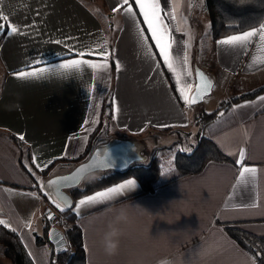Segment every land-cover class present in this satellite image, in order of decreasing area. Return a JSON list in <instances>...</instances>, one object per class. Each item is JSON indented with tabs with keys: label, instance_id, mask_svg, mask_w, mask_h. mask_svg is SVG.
Instances as JSON below:
<instances>
[{
	"label": "crops",
	"instance_id": "crops-1",
	"mask_svg": "<svg viewBox=\"0 0 264 264\" xmlns=\"http://www.w3.org/2000/svg\"><path fill=\"white\" fill-rule=\"evenodd\" d=\"M119 2L0 0V10L9 16L0 29V219L9 229H15L35 264H48L50 253L46 244L35 242L36 225L43 233L46 207L43 213L39 211L44 203L47 205L35 186L39 187L41 179L64 171L59 161L48 176H43L51 163L75 159L84 152L110 93L113 115L105 140L147 142L152 140L149 135H160L159 139L165 140L185 133L192 135L197 130L193 118L199 114H192L179 99L172 74L151 41L139 10L133 3L135 17L122 11L114 13L112 9ZM186 3L161 0L167 13L175 8L176 19L168 20L177 41L174 55L179 52L182 56V42H188V23L183 20ZM8 23L15 24L19 33L10 34ZM140 29L149 38L152 57L145 55ZM217 41H212L215 62L210 68L214 73L210 74L213 85L219 83L226 92V99L247 93L237 91L231 95L232 83L239 78L243 82L257 79L252 89L264 85V79L260 80L264 75V48L258 37L253 39L245 59L249 45L233 49ZM102 48L113 53L106 72L93 73L84 66L80 73H52L41 79L24 80L14 75L27 64L35 68L56 66L69 59H81L76 55L78 51ZM187 52L190 65L191 52ZM83 59L98 62L96 56ZM116 61L121 65L119 70ZM260 97L264 92L234 104L204 129V136L231 158L232 164L208 163L200 173L146 194L141 193L135 180V188L82 206L78 213L75 205L86 196L76 200L73 213L82 234L85 264H155L164 255L171 256L176 264H255L227 235L225 226L264 237V101ZM163 129L174 132L159 133ZM159 139L156 144L164 145ZM241 149L245 151V166L257 169L255 179L249 177L248 184L237 183L240 166L236 161ZM37 163L46 167L40 170ZM252 203L258 207H242ZM120 208L127 210L128 220L122 225L117 252L109 256L99 245V238L115 215L113 210ZM28 224L30 227L25 226Z\"/></svg>",
	"mask_w": 264,
	"mask_h": 264
},
{
	"label": "trees",
	"instance_id": "trees-1",
	"mask_svg": "<svg viewBox=\"0 0 264 264\" xmlns=\"http://www.w3.org/2000/svg\"><path fill=\"white\" fill-rule=\"evenodd\" d=\"M204 3L209 17L212 41L238 34L251 27H259V24L264 22V0H204ZM252 46L253 42L249 45L243 59L249 54ZM263 92L264 86L221 102L213 112L195 115L193 123L197 129L194 134L196 143L192 144L188 151L178 150L177 141L168 145H159L152 149L145 162L134 164L125 172L107 171L88 175L78 188L69 191L73 204L80 198L116 185L125 179L136 180L141 193L146 194L184 177L198 174L208 163L232 164L231 158L224 155L210 139L204 136V129L215 121L220 113L234 104L254 99ZM112 115L110 93L103 102L99 123L89 135L84 152L75 159L54 161L45 168L42 175L48 176L52 167L59 161L63 163L61 168L66 171L87 160L98 144L103 140H109L104 139V134L108 123L112 120ZM165 132L173 133L174 131L170 129L159 131L161 134ZM187 135L189 133L184 134L185 137ZM159 137L160 135H149L148 138L159 139ZM25 171L31 175L27 168ZM35 189L42 193L37 185ZM43 197L47 204L42 215L43 233L42 236L35 237L36 244H46L51 255V264H85L82 234L77 225L78 218L73 213V206L68 211L59 210L58 215H53V223L56 222L57 227L61 228V234L66 242V251L55 254L49 240L48 230L51 225L46 214L47 210L51 211L49 208L55 207L44 195ZM225 232L252 257L255 264H264V237L249 234L234 226H225ZM0 255L8 259L11 264H35L19 235L4 224H0Z\"/></svg>",
	"mask_w": 264,
	"mask_h": 264
},
{
	"label": "snow or ice",
	"instance_id": "snow-or-ice-1",
	"mask_svg": "<svg viewBox=\"0 0 264 264\" xmlns=\"http://www.w3.org/2000/svg\"><path fill=\"white\" fill-rule=\"evenodd\" d=\"M133 3L135 7L139 10V15L143 17V24L147 26L146 31L150 33V39L154 42V46L158 49L159 56L162 58L164 65L167 67L168 71L172 74V77L175 81V89L179 93V99L183 103L191 108L193 105H196L198 102L202 101L205 97V94L209 92L212 87L211 81L205 77L199 69L195 70L196 81L192 82L191 77L193 76V70L189 65V57L187 49L189 44L187 41H183V55L181 56L179 52L174 55L173 46L177 43L175 40L172 29H170L168 20H175V8H173L172 13H167L165 8H162L161 0H120L118 5L112 9L115 12H123L127 16L135 17L137 13L133 9ZM0 21L5 23H0V29H3L6 23L9 21V16L6 15L2 10H0ZM10 34H18L19 29L15 24H7ZM144 29L139 30V35L143 46L147 49L145 55L152 57L151 48L148 47V37L144 35ZM179 31V29H177ZM258 37L259 45L264 48V22L259 24V27H251L249 30L238 32V34L228 35L225 38H222L217 41L218 45L229 46L230 48L236 49H246L248 45L252 44L253 39ZM77 56L81 59H69L64 63H61L56 66L49 67H40L35 68L32 64H27L25 67L18 69L14 75L18 79H41L46 74H72L80 73L83 71L84 66L88 69H91L93 73L97 71H107L109 68V58L113 53L107 48L95 49L89 51H78ZM85 56H96L98 57V62L83 59ZM264 63V61H261ZM39 64V61H36ZM115 67L117 70L120 69L121 65L119 61H116ZM261 101H264V97L259 98ZM117 113L119 108L116 109ZM221 116L223 113L220 114ZM87 123V121L85 122ZM96 123V121H93ZM185 127L187 125H184ZM20 140H24V136H19ZM233 153H229L232 155ZM245 160V151L243 149L238 152V159L236 163L240 166L238 173V184H248L249 177L253 180L256 177L257 169L255 167H247L244 164ZM33 162H36V157H33ZM102 166L107 167L108 165L103 164ZM36 167L40 170H43L46 165L42 166L36 164ZM88 167H95L93 165L81 166L76 170L75 173L69 176L57 177L51 179L44 185L46 189H54L57 196L59 195V186L62 181L65 182H74L79 176L84 173ZM167 170H165L166 172ZM164 173H162L163 175ZM136 187V181L134 179L125 180L121 184H117L113 187H108L103 191H98L93 195H88L85 198L79 200L75 205V209L78 213L79 209L82 206L90 205L93 203H98L104 200H109L114 196L122 194L125 190L133 189ZM46 195L52 199V202L55 204L61 212H64L65 209L55 197H53L52 192H46ZM65 203H69L66 198H64ZM245 208H256L257 204L252 203L249 205H243ZM48 219H52L51 213H48ZM0 224H5V221L0 219ZM30 227V224L25 225ZM15 230V229H13ZM54 233L49 232L48 235L51 237Z\"/></svg>",
	"mask_w": 264,
	"mask_h": 264
},
{
	"label": "water",
	"instance_id": "water-1",
	"mask_svg": "<svg viewBox=\"0 0 264 264\" xmlns=\"http://www.w3.org/2000/svg\"><path fill=\"white\" fill-rule=\"evenodd\" d=\"M200 36H201V30L198 26V23L196 21H193L191 26V34H190V42H191L190 67L193 70L192 79L193 82L196 81L197 78L195 76V70L199 69L202 73H204L205 77L211 81L213 87V83H214L213 77L206 70L202 69L198 62V40ZM212 87L210 88L209 92L205 94L204 99L211 94ZM204 99L198 102L196 105L201 104L204 101ZM148 143H151L153 146V143L151 141H147L146 144L148 145ZM144 147L145 145L141 140L112 138L107 141H103L95 147V149L92 151V153L90 154L87 160L79 163L70 170L62 171L52 176H48L45 179H41L39 181V188L41 189L43 195L49 200V202L53 206H55V204L52 202V199H50L46 195V192H52L53 197L59 200L61 205L64 207L65 211H68L73 206V200L69 194L70 190L78 188L88 175L100 173V172H107V171L125 172L132 165L145 162L147 160L148 155L142 154ZM152 149L148 151V154L152 151ZM101 162H103V164H106L108 166L107 167L102 166ZM93 164H95V167H88L87 170L84 173H82L76 181L74 182L62 181L59 186L58 196L54 189L44 188V185H46L47 182L51 179L72 175L81 166L93 165ZM64 198H66L69 203H65ZM48 213H50L49 210L46 211L47 219H48ZM51 215H52V219H48L49 224L51 225L50 229L48 230V233L53 232L54 234L51 237L49 236V240L54 247L55 254H61L64 251H66V242L63 239V235L61 233L56 234L55 229L52 226L53 214L51 213Z\"/></svg>",
	"mask_w": 264,
	"mask_h": 264
},
{
	"label": "rangeland",
	"instance_id": "rangeland-1",
	"mask_svg": "<svg viewBox=\"0 0 264 264\" xmlns=\"http://www.w3.org/2000/svg\"><path fill=\"white\" fill-rule=\"evenodd\" d=\"M185 18L183 17V20H185L186 24L188 23V26H186V31H187V37H188V44L190 45V34H191V26H192V22L196 21L198 23V26L201 30V36L198 40V62L199 65L202 69L206 70L209 74L212 72L214 73V71H212V66H214V62H215V57H214V50H213V44H212V39H211V30H210V22H209V17H208V13L205 7V3L204 0H187L186 6H185ZM183 13V15H184ZM110 21H113V19H110ZM188 27V29H187ZM189 51V55H190V46L188 48ZM211 68V69H210ZM214 68V67H213ZM211 71V72H210ZM210 74V75H211ZM212 76V75H211ZM264 79V75L260 78V80ZM257 79H250L249 82H247L246 80H241V78H239L238 80H234L232 83V93L231 95H233V93H237V91H247V92H251L255 89H252V83L257 82ZM241 84L242 86H237V84ZM264 86V85H263ZM226 92L223 91L222 87H220L219 83H216V85H213V88L211 90V94L206 97L204 99V101L196 106H192L191 108H189L190 112L192 114H203V113H210L213 112L218 105L231 98L232 96L229 95V98H225ZM196 133V132H195ZM193 133L192 135L189 134L187 135V137L184 136V134L178 136H170V137H165V140L168 139V141L166 142L163 139H160L161 144H165V143H171L174 141H177L178 144V150H183V151H188L190 149V146L192 144H195V136ZM157 139V138H156ZM158 140V139H157ZM157 140L153 139L151 140V142L153 143V146H159V144L157 145ZM147 145V144H144ZM152 146L151 143H148V145L146 147H144V150L142 152L143 155H148V151H150L152 148H154ZM63 169V168H62ZM42 194V193H41ZM46 205L44 203L43 208L40 209L39 214L43 213V210L45 209ZM51 209L50 213H52L53 215H58L59 213V209L58 208H49ZM42 210V211H41ZM43 215V214H42ZM53 228L55 229L56 234L62 233L61 228L57 227L56 222L53 223ZM36 231H38V236H42V230L40 229L39 225H36ZM46 248H48L46 246ZM0 264H11L10 261L6 258H4L3 256L0 255ZM48 264H51V255L49 253V257H48Z\"/></svg>",
	"mask_w": 264,
	"mask_h": 264
},
{
	"label": "clouds",
	"instance_id": "clouds-1",
	"mask_svg": "<svg viewBox=\"0 0 264 264\" xmlns=\"http://www.w3.org/2000/svg\"><path fill=\"white\" fill-rule=\"evenodd\" d=\"M55 207V206H54ZM115 211V215L109 221L106 229L102 232L99 238V245L105 254L114 255L119 247L120 239L123 235L122 225L127 223L128 214L125 208H120ZM155 264H176V261L169 255H164L155 261Z\"/></svg>",
	"mask_w": 264,
	"mask_h": 264
},
{
	"label": "flooded vegetation",
	"instance_id": "flooded-vegetation-1",
	"mask_svg": "<svg viewBox=\"0 0 264 264\" xmlns=\"http://www.w3.org/2000/svg\"><path fill=\"white\" fill-rule=\"evenodd\" d=\"M146 140H143V142H144V144H146L147 142H145ZM147 145H145V147H146Z\"/></svg>",
	"mask_w": 264,
	"mask_h": 264
}]
</instances>
